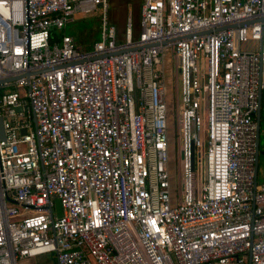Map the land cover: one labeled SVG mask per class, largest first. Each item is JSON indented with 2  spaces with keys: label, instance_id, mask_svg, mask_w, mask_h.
Masks as SVG:
<instances>
[{
  "label": "built area",
  "instance_id": "1",
  "mask_svg": "<svg viewBox=\"0 0 264 264\" xmlns=\"http://www.w3.org/2000/svg\"><path fill=\"white\" fill-rule=\"evenodd\" d=\"M96 9L90 50L53 36ZM136 26L107 0H0V264H264V0H140Z\"/></svg>",
  "mask_w": 264,
  "mask_h": 264
},
{
  "label": "rangeland",
  "instance_id": "2",
  "mask_svg": "<svg viewBox=\"0 0 264 264\" xmlns=\"http://www.w3.org/2000/svg\"><path fill=\"white\" fill-rule=\"evenodd\" d=\"M109 21L116 27L118 35L122 36L125 22L131 20L137 31L136 20L138 8L137 0H107ZM62 28L52 29V34L59 37L61 34H67L72 37L80 50H90L95 41L99 39L100 22L98 10L90 12L76 11L68 18ZM163 81L166 89L165 103L167 106L168 119V167L173 187L174 200L177 199L178 184L180 181L178 141L176 134L178 131V110L180 103L179 80H178V62L170 50H165L163 54ZM263 109V106L261 107ZM259 155L257 158L256 181H264V114L261 111L258 126ZM196 170V168H195Z\"/></svg>",
  "mask_w": 264,
  "mask_h": 264
},
{
  "label": "water",
  "instance_id": "3",
  "mask_svg": "<svg viewBox=\"0 0 264 264\" xmlns=\"http://www.w3.org/2000/svg\"><path fill=\"white\" fill-rule=\"evenodd\" d=\"M125 50V49H124ZM124 50H119V51H114L110 54H117V53H120ZM100 56H104V55H100ZM27 74V73H26ZM1 82V81H0ZM258 118H259V108L257 109L256 113H255V124H256V138H255V164H254V175H256V167H257V156H258V124H259V121H258ZM1 136V134H0ZM55 208L57 210V214H59V207H58V204L57 202L55 201Z\"/></svg>",
  "mask_w": 264,
  "mask_h": 264
},
{
  "label": "crops",
  "instance_id": "4",
  "mask_svg": "<svg viewBox=\"0 0 264 264\" xmlns=\"http://www.w3.org/2000/svg\"><path fill=\"white\" fill-rule=\"evenodd\" d=\"M79 12H80V11H79ZM71 16H72V15H71ZM71 16H70V17H71ZM70 17H68V18H70ZM68 18L66 19V21L69 20ZM66 21H65V22H66ZM69 36H70V35H69ZM73 41H74V40H73ZM75 44H76V43H75ZM76 45H77V44H76ZM260 114H261V112H259V118H260ZM259 118H258V121H259ZM258 126H259V124H258ZM258 135H259V133H258ZM257 140H258V145H257V147H258V151H259V141H260L259 137H258ZM259 153H260V151H259ZM259 153H258V155H259ZM257 158H258V156H257ZM256 169H257V167H256ZM256 182H257V181H256Z\"/></svg>",
  "mask_w": 264,
  "mask_h": 264
},
{
  "label": "trees",
  "instance_id": "5",
  "mask_svg": "<svg viewBox=\"0 0 264 264\" xmlns=\"http://www.w3.org/2000/svg\"><path fill=\"white\" fill-rule=\"evenodd\" d=\"M139 3H140V0H137V2H136V5H137V8H138V6H139ZM135 35V34H134ZM53 36L55 37V38H58L56 35H54L53 34Z\"/></svg>",
  "mask_w": 264,
  "mask_h": 264
}]
</instances>
